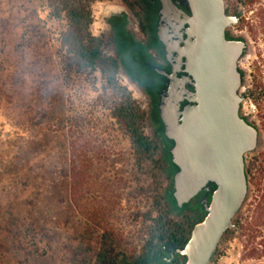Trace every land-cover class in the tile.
I'll return each instance as SVG.
<instances>
[{
	"label": "rangeland",
	"instance_id": "obj_1",
	"mask_svg": "<svg viewBox=\"0 0 264 264\" xmlns=\"http://www.w3.org/2000/svg\"><path fill=\"white\" fill-rule=\"evenodd\" d=\"M115 2L90 4L91 35L99 36L102 10L114 8L104 5ZM262 2L244 0L248 29L235 32L247 41L239 61L244 94L253 89L252 76L264 74ZM64 27L63 17L49 16L45 0H0V264H93L104 227L113 233L118 256L136 253L150 224L144 213L151 218L161 210L157 196L162 177L151 163L138 161L127 135L111 117L114 91L97 69L65 72L59 46ZM101 51L106 52L104 47ZM114 80L144 114L141 129L147 136L144 102L119 73ZM239 112L260 125L249 94ZM71 142L84 144L81 159L96 178L78 209L69 198ZM263 150L264 131L256 150L246 154L245 168L249 158ZM103 192L104 214L95 215ZM245 202L231 228L239 213L244 216ZM177 220L165 214L163 229L171 231ZM236 232L219 240L207 264L264 263V256H246L249 245Z\"/></svg>",
	"mask_w": 264,
	"mask_h": 264
},
{
	"label": "water",
	"instance_id": "obj_2",
	"mask_svg": "<svg viewBox=\"0 0 264 264\" xmlns=\"http://www.w3.org/2000/svg\"><path fill=\"white\" fill-rule=\"evenodd\" d=\"M158 11L180 14L187 25L181 50L194 89L192 103L175 124V202H186L207 182L215 186L205 215L191 227L184 245L167 244L163 251L170 248L183 256L181 264H207L245 202V156L256 150L259 139L239 112L244 92L236 62L244 46L235 50L225 41L226 27L236 16L225 14L223 0H159Z\"/></svg>",
	"mask_w": 264,
	"mask_h": 264
},
{
	"label": "flooded vegetation",
	"instance_id": "obj_3",
	"mask_svg": "<svg viewBox=\"0 0 264 264\" xmlns=\"http://www.w3.org/2000/svg\"><path fill=\"white\" fill-rule=\"evenodd\" d=\"M115 1V4L104 5L113 6L112 10H102L97 17L101 26L97 38L106 50L103 53L116 62L117 73L144 102L147 136L156 148L153 159L157 164L153 166L162 177L157 196L161 200L158 214L163 218L165 214L178 218L177 223L172 224V230L166 231L168 235L164 245L181 247L184 244L178 245L173 236L186 242L191 227L205 215V207L215 187L207 182L179 205L173 196V180L178 172L175 154L171 153L175 147V124L180 123L183 107L192 103L194 91L190 84L193 79L186 71V55L181 50L187 25L181 22L180 14L158 11L159 0ZM223 5L226 15L236 16L235 22L226 27L224 38L232 49L237 50L239 44L244 46L240 47L241 53L236 62V69L243 79L239 61L245 54L247 41L243 34L235 32L241 31L244 26L248 29L244 0L227 1ZM178 7L185 11L184 7ZM248 94L250 92L244 94L243 101ZM240 117L251 122L243 114ZM175 227H178L179 234ZM164 254L166 262L181 264L183 256L170 248Z\"/></svg>",
	"mask_w": 264,
	"mask_h": 264
},
{
	"label": "trees",
	"instance_id": "obj_4",
	"mask_svg": "<svg viewBox=\"0 0 264 264\" xmlns=\"http://www.w3.org/2000/svg\"><path fill=\"white\" fill-rule=\"evenodd\" d=\"M93 1L45 0L49 16L63 17L65 21V27L59 33L63 68L67 74L70 71L91 73L96 69L99 70L106 86H109L115 95L110 106V115L127 135L136 158L138 161L145 160L152 165L157 164L152 158L156 148L141 129L144 114L134 105L125 88L117 86L114 80L117 72L116 62L101 51L100 40L89 31V25L92 24V10L90 13L92 5L90 4ZM253 1L248 0L249 3ZM261 16L264 17V11L260 9ZM252 83L253 89L249 96L253 98L259 110L260 125L253 121L250 124L260 134L264 131V74L252 76ZM83 145L71 142L69 146V198L76 209L79 208L80 200L96 179L95 176H91L90 170L81 159L80 152L84 153L82 149H85ZM245 172L248 186L245 214L241 218L239 213L234 219L236 227L227 229L222 237L239 231L238 235L245 236V246L249 245L246 256L260 258L264 256V150L256 152L249 158ZM101 195H99L101 200L96 201L94 214L102 216L104 209L103 207L101 209V205L105 203L102 200L105 197L104 192ZM144 217L150 221V224L147 226V235L136 253L118 256L112 248L113 233L111 229L104 227L99 235V245L93 257V264H177V261L166 262L163 246L168 234L163 229L162 215L156 214L150 218L147 212L144 213ZM175 230L179 234L178 227H175ZM257 236L262 237L259 242H255ZM173 238L177 240L178 245L184 244L185 240H180V237L173 236ZM218 244L210 259L215 255Z\"/></svg>",
	"mask_w": 264,
	"mask_h": 264
}]
</instances>
